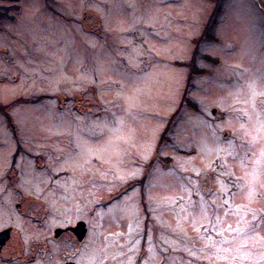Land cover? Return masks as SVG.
I'll return each instance as SVG.
<instances>
[{
    "label": "rangeland",
    "instance_id": "1",
    "mask_svg": "<svg viewBox=\"0 0 264 264\" xmlns=\"http://www.w3.org/2000/svg\"><path fill=\"white\" fill-rule=\"evenodd\" d=\"M0 14V264H264V0Z\"/></svg>",
    "mask_w": 264,
    "mask_h": 264
},
{
    "label": "water",
    "instance_id": "2",
    "mask_svg": "<svg viewBox=\"0 0 264 264\" xmlns=\"http://www.w3.org/2000/svg\"><path fill=\"white\" fill-rule=\"evenodd\" d=\"M70 229H71L73 232H75V235H76L78 241H82L83 238L85 237V233L87 232V231H86L85 223H84L83 221L77 223V225H76L74 228H70ZM56 232L60 233L61 231L58 230V231H56ZM6 234H7V231H5L4 233H1V234H0V244L4 241V240L2 241V236L4 235L5 238H6V237H7ZM3 239H4V238H3Z\"/></svg>",
    "mask_w": 264,
    "mask_h": 264
},
{
    "label": "trees",
    "instance_id": "3",
    "mask_svg": "<svg viewBox=\"0 0 264 264\" xmlns=\"http://www.w3.org/2000/svg\"><path fill=\"white\" fill-rule=\"evenodd\" d=\"M6 10H7V8H6ZM2 15H4V14H0V17H1ZM5 15H6V14H5ZM9 19L12 20L13 17H10ZM182 99H183V101H186V93L183 95V98H182ZM183 104H186V103H182V105H183ZM188 105H189V104H188ZM7 109H8V106H7V105H5V106H1V105H0V111H2V112L5 113V112L7 111ZM8 119H9V118H8Z\"/></svg>",
    "mask_w": 264,
    "mask_h": 264
},
{
    "label": "flooded vegetation",
    "instance_id": "4",
    "mask_svg": "<svg viewBox=\"0 0 264 264\" xmlns=\"http://www.w3.org/2000/svg\"><path fill=\"white\" fill-rule=\"evenodd\" d=\"M5 247V246H4ZM4 249L0 246V252L3 251ZM137 264H142V262L137 263Z\"/></svg>",
    "mask_w": 264,
    "mask_h": 264
}]
</instances>
